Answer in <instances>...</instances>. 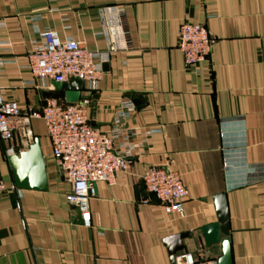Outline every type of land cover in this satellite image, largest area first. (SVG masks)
<instances>
[{
    "label": "crops",
    "instance_id": "crops-1",
    "mask_svg": "<svg viewBox=\"0 0 264 264\" xmlns=\"http://www.w3.org/2000/svg\"><path fill=\"white\" fill-rule=\"evenodd\" d=\"M115 7L123 11L121 26ZM32 15L38 29L102 54L96 90L82 84L79 95L89 101L88 124L100 131L109 129L120 101L133 102L125 138L114 141V151L126 144L133 155L111 185H93L90 227L83 228L65 201L68 185L41 120H29L30 138L17 129L11 141H0L5 186L13 185L5 150L25 151L34 137L47 184L45 191L0 195V264H170L163 241L180 233L189 235L180 253L194 264H216L220 248L204 247L199 229L216 222L218 195L231 264H264V0H0V97L22 114L39 111L53 84L31 82L26 68L37 38ZM184 23L211 35L209 62L184 65L176 49ZM151 165L179 176L181 216L166 215L142 189L139 177Z\"/></svg>",
    "mask_w": 264,
    "mask_h": 264
},
{
    "label": "built area",
    "instance_id": "built-area-1",
    "mask_svg": "<svg viewBox=\"0 0 264 264\" xmlns=\"http://www.w3.org/2000/svg\"><path fill=\"white\" fill-rule=\"evenodd\" d=\"M117 26H121L122 8L112 10ZM38 15L30 21L37 38L30 42L26 53V68L32 78L64 84L69 80L81 81L86 91L96 90L101 74L102 54L86 50L72 39H59L49 28L38 29ZM0 26L3 23L0 21ZM121 42L128 45L126 34L120 27ZM212 38L206 28L197 24H182L178 29L176 49L186 66H194L210 60ZM111 51V47L108 48ZM89 101L80 98L75 104L59 100H47L37 112L21 113L13 101H3L0 97V141L9 142L17 129L30 138L29 120H41L50 147L51 159L68 185L65 201L78 211L80 225L90 227L88 202L94 195L93 185L98 182L111 185L114 174L128 169L133 150L126 144L121 153L114 151V141L124 136V123L135 111L131 100H122L117 105L113 122L107 131H100L88 124L86 107ZM127 131V130H126ZM153 131H148L147 134ZM129 135V133L127 134ZM125 138V136H124ZM12 155L11 149L5 150ZM142 189L151 194L166 215L181 216L182 202L186 190L179 176L167 168L148 166L140 175ZM6 191L19 196L20 190L13 185L7 187L0 177V195ZM174 264H194L190 254L178 253Z\"/></svg>",
    "mask_w": 264,
    "mask_h": 264
},
{
    "label": "water",
    "instance_id": "water-1",
    "mask_svg": "<svg viewBox=\"0 0 264 264\" xmlns=\"http://www.w3.org/2000/svg\"><path fill=\"white\" fill-rule=\"evenodd\" d=\"M82 83L72 79L64 84H52V91L44 93L46 100H62L66 104H75L79 101ZM10 171L11 182L16 189L45 191L47 188L45 177V161L40 150L37 137L25 151L9 155L6 158ZM216 208V222L205 225L199 229L204 247L218 245L220 256L216 264H231L230 249L228 243V222L225 201L223 195L214 198ZM188 233H180L164 239L163 244L167 249L170 264H174L176 254L182 252V240L188 237Z\"/></svg>",
    "mask_w": 264,
    "mask_h": 264
}]
</instances>
